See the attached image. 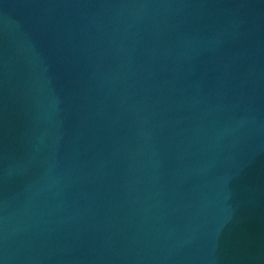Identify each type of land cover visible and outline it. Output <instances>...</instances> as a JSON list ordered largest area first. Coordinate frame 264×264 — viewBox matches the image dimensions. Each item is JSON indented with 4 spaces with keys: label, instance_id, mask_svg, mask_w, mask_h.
Here are the masks:
<instances>
[{
    "label": "water",
    "instance_id": "obj_1",
    "mask_svg": "<svg viewBox=\"0 0 264 264\" xmlns=\"http://www.w3.org/2000/svg\"><path fill=\"white\" fill-rule=\"evenodd\" d=\"M0 264H264V0H0Z\"/></svg>",
    "mask_w": 264,
    "mask_h": 264
}]
</instances>
